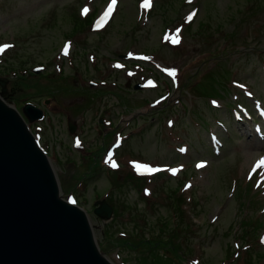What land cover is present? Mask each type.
<instances>
[{
	"label": "rangeland",
	"instance_id": "374dc122",
	"mask_svg": "<svg viewBox=\"0 0 264 264\" xmlns=\"http://www.w3.org/2000/svg\"><path fill=\"white\" fill-rule=\"evenodd\" d=\"M112 1L0 0L6 100L114 264H264V0Z\"/></svg>",
	"mask_w": 264,
	"mask_h": 264
},
{
	"label": "water",
	"instance_id": "95a60500",
	"mask_svg": "<svg viewBox=\"0 0 264 264\" xmlns=\"http://www.w3.org/2000/svg\"><path fill=\"white\" fill-rule=\"evenodd\" d=\"M5 82L0 77V264H114L99 249L85 209L61 195L50 159L4 99ZM21 111L28 122L42 117L32 103ZM67 126L73 133L74 123ZM94 204L96 215L110 217L104 199Z\"/></svg>",
	"mask_w": 264,
	"mask_h": 264
},
{
	"label": "snow or ice",
	"instance_id": "6c2138e0",
	"mask_svg": "<svg viewBox=\"0 0 264 264\" xmlns=\"http://www.w3.org/2000/svg\"><path fill=\"white\" fill-rule=\"evenodd\" d=\"M113 3H115V0H113ZM150 4V0H145V7H148ZM86 11V10H85ZM194 15V14H193ZM189 19H191V16L189 17ZM7 47V46H6ZM4 49L3 48H0V52H2ZM174 74V73H172ZM261 163H264V161H261ZM113 167H116L117 165L115 163H113L112 165ZM203 165H198V167H202ZM259 166V165H257ZM136 169L139 171L140 169H145L147 172H158L160 171V169L158 168H151V167H148V166H145V165H141V164H136L135 165ZM173 173H175V170H172Z\"/></svg>",
	"mask_w": 264,
	"mask_h": 264
},
{
	"label": "flooded vegetation",
	"instance_id": "af4514ba",
	"mask_svg": "<svg viewBox=\"0 0 264 264\" xmlns=\"http://www.w3.org/2000/svg\"><path fill=\"white\" fill-rule=\"evenodd\" d=\"M53 99H54V97H53ZM53 99H52V100L45 99V100L43 101V102H44V104H43V108H46L47 106H50V104H52ZM47 104H48V105H47Z\"/></svg>",
	"mask_w": 264,
	"mask_h": 264
},
{
	"label": "trees",
	"instance_id": "16d2710c",
	"mask_svg": "<svg viewBox=\"0 0 264 264\" xmlns=\"http://www.w3.org/2000/svg\"><path fill=\"white\" fill-rule=\"evenodd\" d=\"M4 97H5V99H6L7 96H4ZM6 101L10 103V101H8V100H6Z\"/></svg>",
	"mask_w": 264,
	"mask_h": 264
}]
</instances>
